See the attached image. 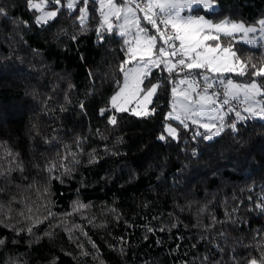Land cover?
<instances>
[{"label": "trees", "instance_id": "obj_1", "mask_svg": "<svg viewBox=\"0 0 264 264\" xmlns=\"http://www.w3.org/2000/svg\"><path fill=\"white\" fill-rule=\"evenodd\" d=\"M214 1L216 9L195 11L248 24L264 18V0ZM66 2L50 0L46 8H58L57 16L37 24L27 0H0V171L23 165L22 172L0 177V264H246L259 258L264 120L204 139L195 124L167 118L182 76L163 68L143 83L161 85L148 115L113 109L127 59L124 38L101 29L95 0H88L83 24V0L73 10ZM220 41L249 63L247 75H232L249 82L250 65L264 63L261 42L250 46L225 35ZM233 119L225 115L226 122ZM167 124L176 127L175 137ZM8 152L18 153L14 163ZM80 204L87 207L77 210Z\"/></svg>", "mask_w": 264, "mask_h": 264}, {"label": "snow or ice", "instance_id": "obj_2", "mask_svg": "<svg viewBox=\"0 0 264 264\" xmlns=\"http://www.w3.org/2000/svg\"><path fill=\"white\" fill-rule=\"evenodd\" d=\"M30 9H35L38 12H43V15L36 17V23H47L50 19L57 16L58 8L55 10L44 11V7L49 4V0H40V3L34 0H27ZM81 0H67L66 7L73 9ZM53 5H60L61 0H52ZM88 0H83V7L79 8V20L83 24L87 16ZM100 3L107 4L109 11L116 20H122L123 23L116 26V35L125 37L123 43L128 47L125 49L127 59L122 61L120 72L125 75V79L131 76L137 82L138 90L144 92L145 99L153 96L157 89L161 86L159 83H151L145 87L144 80L147 79L153 69L163 68L170 75H181L178 83L182 87L179 89V95L182 97L181 103L184 105V117L190 120L192 124H199L200 128L204 129L203 133L198 132L197 135L203 136L206 140H211L213 137L219 136L224 132L225 128H230L233 132L237 131V124L245 122L249 119L264 120V81L258 82L257 77H264V63L257 69L255 64H251L253 69L252 79L248 83H236L232 79L224 80L219 76L224 73H238L241 76L248 74L249 63L241 60L235 51H231L232 44L224 46L222 51L225 57H231V63H218L220 60L219 52L221 50L220 34L228 37H234V33H242L243 37H247L249 33L258 31L255 25H245L242 21L222 20L219 23H213L206 20L204 16L192 14L194 10L203 7L213 9L215 6L214 0H100ZM5 10L0 7V15L4 14ZM142 14V15H140ZM108 17H105L107 21ZM143 21V23H142ZM260 26L259 31L264 33V19L257 22ZM150 26V28L148 27ZM171 29L175 30V35H166ZM101 29L105 32L112 33L113 26L105 27L101 25ZM154 30L155 34H150ZM213 30L216 34H212ZM128 36L132 37L130 41ZM143 37L146 43L145 54L137 56L136 50L133 48V42L139 43ZM102 38V37H101ZM214 41V44H208L206 41ZM252 44L253 40L245 41ZM134 64V67L127 69L125 72V64ZM235 65H239L236 67ZM208 73L217 74L210 76ZM216 85L223 86L222 92H217L214 89ZM124 87H128L125 83ZM178 89L172 88V92L176 94ZM260 97V99H257ZM113 97V106H115ZM238 100L245 105L242 108L232 106L231 101ZM217 103L228 105L226 113H232L234 119L228 123L225 121L224 114L209 117V113L219 112L216 107ZM126 111V109H118ZM175 105L173 111H175ZM154 111V109H153ZM103 112V110H102ZM144 115H148L147 112ZM172 116V112L168 114ZM177 119L180 117L177 116ZM201 119H211L213 123H201ZM219 120L217 124L215 121ZM110 123L115 124V117L110 118ZM183 123V121H181ZM187 127V125H184ZM168 135L175 137L176 130L169 127L166 129ZM162 135L160 139H164ZM9 156L13 157L15 162L18 153L8 152ZM55 165H50L47 171H51ZM23 171L21 163H15V167H9L7 171H0V177L7 179L12 171ZM70 169H65V172L70 173ZM59 179V177H55ZM3 189H0L2 191ZM47 192V189H45ZM15 199V198H13ZM87 207L80 204L77 210ZM261 212H264V201L257 205ZM0 211H3V206L0 205ZM21 215H24L21 213ZM53 215L51 212L48 216ZM30 219V217H27ZM48 217L46 216L45 219ZM42 221H37V223ZM215 222V218H213ZM32 233V228L27 229ZM51 235V233H45ZM223 235V234H221ZM4 244V240L0 239V245ZM241 246L247 247L245 245ZM87 255V253H84ZM246 264H264V249L261 250L259 258L248 257Z\"/></svg>", "mask_w": 264, "mask_h": 264}, {"label": "rangeland", "instance_id": "obj_3", "mask_svg": "<svg viewBox=\"0 0 264 264\" xmlns=\"http://www.w3.org/2000/svg\"><path fill=\"white\" fill-rule=\"evenodd\" d=\"M95 1L98 4V8H99L100 13H101V16H102V24L105 27H108L109 25H111V26H113V29L116 30V26L122 24L123 21L122 20H116L114 18V16L112 15V13L109 11V7L107 6L106 3L102 5L100 3V0H95ZM34 2L40 3V0L39 1H34ZM49 2H50V0H49ZM217 6H218L217 3L215 2V6L211 10L206 9V8H203V7H201V8L204 9V10H207V11H212V10L216 9ZM42 7H44V11H50L51 10V9H47L46 6H42ZM73 9H75V8H73ZM192 14L204 16L206 20H210L213 23H219L222 20H228L226 18L216 19L215 17H208L205 14V12H201L200 13V12L195 11V10H194V12ZM40 15H43V12H38L37 11V16H40ZM140 15H142V14H140ZM106 16L108 17L107 21L105 20V17ZM86 18H87V16H86ZM86 18H85V20H86ZM238 22H240V21H238ZM243 23L245 25H248V26L255 25L257 27L258 31L255 32V33H249L248 36L247 37H243V39H242L243 34L237 32V33H234V37L233 38L236 41L242 42V43L247 44V45H250V46H255L257 43L261 42V45H262V48H263V51H264V33H261L259 31V28H260L259 24L258 23L248 24V23H245V22H243ZM212 34H216L214 30H213ZM221 36H223V34H220V38H221ZM123 38L125 39V37H123ZM127 39H129L131 41L132 40V37L131 36H128ZM248 39H252L253 40V43L252 44L246 43L245 41L248 40ZM206 43H208V44H214L215 42L209 40V41H206ZM220 44H221V50L219 52V55H220L221 58L218 61V63H231L232 62L231 61V57L230 56L225 57V54L222 51V49H223L224 46L222 45L221 41H220ZM126 47H128V46L126 45ZM133 48H134V50H136L138 57L145 54L146 43H145V41H144V39H143L142 36H141L138 44H136L135 42H133ZM231 51H235L236 52V50L233 47L231 48ZM238 56L241 58V60H243L242 57L239 54H238ZM134 66L135 65L134 64H131V63L125 64V66H124L125 72H127V69H129L131 67H134ZM235 66L236 67H239V65H235ZM208 75H210V76H216L217 74L208 73ZM232 75H239V74L238 73H224V74H221L219 76V78L220 79H224V80L232 79L234 82L241 83V84L242 83H248V82L239 81L237 78L234 79ZM239 76H241V75H239ZM181 78H179V79H181ZM179 79H178V81H179ZM178 81L173 86V87H176L178 89V91H177L176 94H174L172 92L171 108L168 111V113H167L166 116H167L168 119L174 120V121H177V122H180V123H182L181 121H183L184 124L191 123L190 120H187L184 117V105L181 103L182 97L179 95V89H181L182 87H186V86L179 85ZM125 83L128 84V87H124ZM139 87H144V86L143 85H140ZM144 96H145L144 92H141V91L138 90L137 82L134 81L131 76H129L127 78V81H126L125 75L122 73V77H121L119 86L117 87V89L115 90V92H113V94L111 96L110 106L113 109H116V110H118V109H126L127 112H131V113H133L135 115H139V116L144 115L145 112H147L149 114V112H150V105H151V103L153 101V98H154L155 94L153 96L149 97L148 99H145ZM113 97H116V99H115V106H113ZM257 99H260V97H257ZM174 105H175V109H176L175 111H173V106ZM217 108L219 109V112L218 113H216V112L209 113L208 116L209 117H212V116H217L218 117L220 114H223L221 112L222 110L219 107H217ZM170 112H172V116L171 117L168 115ZM177 116H179L180 118L177 119L176 118ZM224 118H225V115H224ZM215 122L218 124L219 123V120L217 119ZM201 123H209V124H211V123H213V121L211 119H201ZM195 125L197 127H199V124H195ZM169 127L175 129L176 130V133H177L176 127L174 125H172V124H167L165 126V131ZM200 129H202L204 131L203 128H200ZM166 133H167V131H166Z\"/></svg>", "mask_w": 264, "mask_h": 264}, {"label": "built area", "instance_id": "obj_4", "mask_svg": "<svg viewBox=\"0 0 264 264\" xmlns=\"http://www.w3.org/2000/svg\"><path fill=\"white\" fill-rule=\"evenodd\" d=\"M166 35H173L174 36L175 35V30H173V29H171V27H169V30L166 33ZM213 90H215L217 92H222L223 91V86L216 85L214 87V89H210L209 91L211 92ZM231 104H232V106H235V107H238V108H242V107L245 106L243 104V102L238 101V100L231 101ZM216 106L219 107L222 110V112L224 113V115H230V114H232V113H226V111H225L229 107L228 105H221V104L217 103Z\"/></svg>", "mask_w": 264, "mask_h": 264}, {"label": "crops", "instance_id": "obj_5", "mask_svg": "<svg viewBox=\"0 0 264 264\" xmlns=\"http://www.w3.org/2000/svg\"><path fill=\"white\" fill-rule=\"evenodd\" d=\"M222 112V111H221ZM223 113V112H222ZM224 114V113H223Z\"/></svg>", "mask_w": 264, "mask_h": 264}]
</instances>
